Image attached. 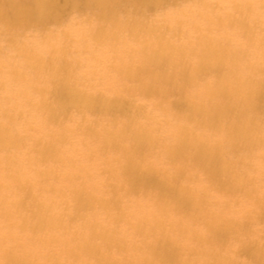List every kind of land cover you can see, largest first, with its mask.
<instances>
[{
	"label": "bare ground",
	"instance_id": "1",
	"mask_svg": "<svg viewBox=\"0 0 264 264\" xmlns=\"http://www.w3.org/2000/svg\"><path fill=\"white\" fill-rule=\"evenodd\" d=\"M64 1L66 3L62 2L60 11L75 13L74 18L54 16L51 19L53 24L40 26L30 14L22 17V4H18L10 18L1 15L5 21L0 19V75L5 78L0 80V91L7 89L19 96L18 99L0 95V187L1 180L7 179L14 190L10 193L0 191V225L7 223L5 232L0 234L3 242L0 244V264H34L31 251L38 259L37 264H109L113 260L117 261L116 264L234 263L230 250L233 241L228 236L230 226L232 230L234 226L226 223L222 212L230 202H216L220 199L213 198L207 190H198L196 182L191 186L177 184L176 181L197 179L196 172L193 176H186L184 172L191 168L190 164L202 166L211 184L226 191L224 196L236 191L248 193L263 184L253 181L248 173H242L246 168H252L254 158L264 168V130L260 129L262 119L257 107L258 101L264 97V76L256 74V70L264 66L259 61L255 62L256 56L264 57V49L257 45L248 48L260 35L244 30L242 18V13L245 15L247 12L261 11L264 14L263 6L252 0H228L217 13H211L209 9L202 15L206 23L203 29L194 22L188 23V28L180 27L186 23L180 16L195 14L205 4L204 0H183L185 9L174 7V12L161 9L150 16L135 12L131 0H94L89 7L79 0ZM149 1L145 0V7L150 10ZM167 1L178 3L181 0ZM225 12L228 13L226 18H222ZM254 14L258 15L257 12ZM104 19L113 23L106 26L102 23ZM20 22L21 27L6 37L11 44H6L3 38L5 29L9 30V26L14 27ZM214 22L221 24V30L211 35L210 25ZM75 23L85 24L81 36V25L72 27ZM233 24L236 28L230 29ZM141 32L143 36L146 34L144 40L140 39ZM174 34L186 42L176 46ZM150 36L154 37L150 39ZM256 48L262 53L257 54ZM216 55H221L222 59L218 61L228 63V67L223 68L216 61ZM171 56L175 58L170 64L168 59ZM140 60L154 66H162L164 60L167 63L162 67L148 65L145 74L139 75L137 62ZM97 67L113 72L110 77L101 73L100 78L105 79V84L116 83L118 79L130 81L139 92L153 95H158L157 84L169 86L166 94L173 88L191 92L192 109L189 114L174 112L167 103H151V109L156 110L157 106L161 109L163 124L169 128L170 139L159 143L162 137H167L159 134V130L151 133V122L143 120L146 116L140 119L127 108L125 99L123 106L115 98H95L75 91L74 95L93 110L105 104L110 115L116 110L119 112V121L115 116L100 130H95L91 124L87 130H90L88 134L92 138L102 143L96 154L102 156L101 163L106 165L102 170L111 172L120 195L104 188L108 185L106 179L94 178L95 166L87 168L86 160L92 153L90 156L93 157L94 152L82 153L84 157L78 163L66 166L62 173L52 166V162L59 161L62 151L69 157L73 156L67 148L61 147L66 136L46 142L43 138L47 139L53 132L47 131L37 137L21 134L29 127V118L37 110L48 111L39 122L41 127L47 120H56L55 113L46 108L44 100H33L31 93L44 91L47 83L57 78L58 72L65 71L69 77L80 81L82 78L77 77L76 72L93 74ZM84 76L93 86V77ZM43 82L46 83L44 88ZM98 118L101 117L97 116L94 124L98 123ZM183 119L191 122L186 124ZM195 127L212 134L222 132V135L211 138L196 132ZM239 137L245 138V153L241 155L236 153L238 144L234 143ZM107 138L118 143H107ZM157 143L164 148L148 150L149 146L154 147ZM260 145H263L261 150L256 152L255 148ZM82 146L88 145L82 143ZM19 148H22L20 156L16 153ZM30 150L35 154L29 155ZM111 151L116 153L110 155ZM161 156L172 164L170 173L163 176L157 174L153 164ZM48 158L52 160L45 168L46 178L62 177L70 181L71 177H83L82 185L68 189L69 202L64 197L59 205L52 203L48 196L39 201L38 193L30 194L32 185L27 170L35 161L42 162ZM226 172L230 177L218 179L219 183L217 176ZM25 184L28 186H25L26 191L23 188ZM45 184L47 190L59 196L65 193L64 189ZM198 192L203 194L201 198ZM11 193L14 194L9 196ZM110 200L125 208L132 205L130 214L106 211ZM147 200L148 204L144 205ZM42 201L45 204L41 207ZM25 208H31L32 212L26 214L23 212ZM50 209L52 211L49 212ZM101 213L113 222H126L127 226L119 233L124 237L115 233L116 227L108 229L96 221V215ZM44 214H49V222L42 220ZM128 215L132 218L130 222L126 220ZM243 216L246 219L255 217L264 225V212L258 208L245 210ZM76 218L81 221L75 223ZM195 220L208 230L202 238L204 245L186 244L179 253L177 243H189L197 237L196 230L192 229ZM49 226H58L62 232L46 236L36 234ZM14 230H25L26 244L31 251L19 254L22 241ZM258 231L261 232L259 226L256 230L249 227L236 230L241 236L253 234L264 238ZM51 245L58 248L57 252L47 250ZM130 246L136 248L130 250ZM240 247L242 252L248 251L250 261L246 264H264V243L261 253L255 255H251L248 246Z\"/></svg>",
	"mask_w": 264,
	"mask_h": 264
},
{
	"label": "rangeland",
	"instance_id": "2",
	"mask_svg": "<svg viewBox=\"0 0 264 264\" xmlns=\"http://www.w3.org/2000/svg\"><path fill=\"white\" fill-rule=\"evenodd\" d=\"M81 4L87 3V6L89 7L92 4V1L94 0H79ZM132 1V6L134 7V11L137 13H141V15L144 16H150L154 13V11H160L161 9L170 10V11H176L174 7H181L183 9L186 8L185 1L181 0L178 3H173L167 0H150L148 2V5L150 7V10L145 7L146 2L145 0H131ZM205 4H202L200 8H198L197 12L195 14H188L186 13V17H182L183 20H185V24H181L180 27H187L188 23H195L198 24L201 28L205 29L206 28V23L202 18V15L205 13L209 12V9L212 10L211 13H217V10H220L222 6L227 5L228 0H204ZM259 2L264 9V0H252ZM62 2L66 3L64 0H0V19L2 21H5L3 17L6 19L10 18L11 14L13 13L15 6L18 4H22V9H21V16L24 17L26 13L32 15L38 20V25L40 26H46L49 24H53L51 22V19L54 16H58L59 18H67V17H73L74 14L72 15L67 13L66 11H60L62 9ZM95 8V7H91ZM230 8V7H229ZM90 9V8H89ZM96 11V10H93ZM20 12V11H19ZM257 12L258 15H255L254 13ZM228 13H224L221 17L226 18V15ZM1 15L3 17H1ZM242 18H243V28L247 32L251 34H257L260 35V38L255 39L251 42V44L248 46V48H252L253 46L256 47V45L259 47V49H264V14L261 11H254V12H247V14L243 15L242 13ZM106 26L111 25L113 22L109 19H104L102 21ZM21 22L17 23L14 27L9 26V30L5 29V35L3 36L4 39H6L7 35L10 33H14L17 29L21 27ZM58 26L57 24H54ZM81 25L79 28V36H81V33L83 32V29L85 27L84 23H75L73 24L72 27ZM1 27V25H0ZM188 28V27H187ZM215 28H218V30H215ZM236 28V25H231L230 29ZM229 29V28H227ZM229 29V30H230ZM210 30L209 33L211 35H216V33L221 30V24L214 22L212 25H210ZM190 33H193L191 29H189ZM74 36H77L76 33H73ZM146 36V34H145ZM145 36H143V33H140V39L144 40ZM154 36H150V39ZM137 39H139V36H136ZM174 44L177 46L179 43L183 42L185 43L186 40L184 38H179V36H176L175 34L173 35ZM240 40H243V36L239 37ZM6 44H11L7 39L4 41ZM139 44V43H136ZM256 53L261 54L262 51L258 50L256 48ZM174 56H171L168 59V63H173L174 61ZM216 61L221 60L222 56L221 55H216ZM257 61L255 62H260L264 66V57L261 56H256ZM142 60L137 62V66L139 68L138 73L139 75H144L145 71L148 68V65L151 67H162L167 61L164 60L162 66H154L151 64H143L141 63ZM223 68L228 67V63L226 62H220ZM231 67V66H230ZM105 73L107 77H110L113 75V72L110 70H105L102 67H97L95 68V72L91 74L90 72L87 71H81L83 75H91L93 79L95 80V83L93 86H91V81L87 77H83V75L79 74L78 72L75 73L77 77H81L82 80L78 81L75 78L69 77L65 71H61L57 73V78L54 79L52 82L47 83V88L42 91L41 93L39 92H34L31 93V97L33 100H44L45 106L47 109H51L55 115H56V120L58 122H55L56 120L52 121H46V125L41 127L40 126V120L43 119V116L48 113V111L45 110H37L30 118H29V127L21 132V134H28L34 137H37L47 131L53 132L51 136H49L47 139L45 137L43 138L46 140V142H53V139L59 138L60 136L64 135L66 136V142L61 145V147L67 148L69 151L70 155H73L72 157L67 156L66 153L62 151V156L60 154L59 161L52 162V166L59 172L63 173V170L65 169L66 166H71L72 164L78 163V160L80 158H83L84 152H94L95 155L92 157L89 155L87 168H92L95 166L92 173H94V178H104L107 180V184L104 188H109V190H114L117 195H120V190H118L116 186V180L112 178L111 172L110 171H104L102 170L105 166L101 163V158L102 156L100 154H96V149H98V146H101L102 143L100 141H97L96 139L92 138L88 133L90 130H87V127L91 124V126L95 130H100L102 125L109 121L110 119L115 118L116 116V121H119L120 115L118 110L115 111L113 115H110L109 112L106 111V106L105 104L98 105L94 110L91 109L89 106L84 104L79 96H75L74 93L75 91H81L84 94L92 95L95 98H115L118 100L120 104L124 106V99L125 102H127V108L131 109L135 115L140 117H144L143 120H148L151 122L150 126H152V129L150 130L151 133H156L157 130H159V134H164L167 138L164 139L163 137L160 139L159 143L162 141H168L170 139L169 137V128L166 123L163 124V115L159 111L161 109L157 106L156 110L151 109V103L154 101L160 102L162 105L164 103H167L169 108L174 111V112H180L182 114H189L191 108V101H190V95L191 92H186L182 91L179 89H171V91L166 94L165 90L169 87L168 85L162 86L160 84H157V92L158 95H153V94H144L139 92L137 89L134 88V83L133 82H124L123 80L118 79L116 83L113 84H105V79L100 78L101 73ZM256 74L261 77L264 76V67H259L256 70ZM2 75H0V80H4ZM49 79H47L48 81ZM45 81V82H47ZM43 82V88L46 86V83ZM48 89V90H47ZM30 91V90H29ZM28 91V92H29ZM264 94V93H263ZM0 95L3 96H8L11 97L13 96L14 98H18L19 96H15L12 91H9L7 89L0 91ZM80 95V94H79ZM238 99H241V96L238 97ZM41 100V102H42ZM236 101V99H235ZM258 107V114L260 115V129L264 130V97L258 101L257 103ZM97 116H100L101 118L97 119L96 124H94V119L97 118ZM109 118V119H108ZM183 122L188 124L191 122V120H186L183 119ZM218 123V122H217ZM162 124V125H161ZM27 127V126H25ZM93 129V130H94ZM194 130L196 132H200L205 135H209L211 138H220L222 135V132H217L215 134H212L210 131H204L203 128L195 127ZM258 133V132H257ZM25 138V137H24ZM108 139V138H107ZM22 141L24 139L22 138ZM107 143H118L117 141L108 139L106 141ZM245 142L244 137H239L236 140H234L235 145L238 144V148L236 150V153L238 155L244 154L245 150L243 147V144ZM23 142L20 141V144ZM82 143H86L88 146L83 147ZM155 144L154 147L148 148V150H162L163 145L161 144ZM24 146V145H23ZM74 146V147H72ZM263 145H260L255 148L256 152H259L261 150V147ZM109 148V150H111ZM22 148H19L18 151L16 152L19 156L21 155ZM75 151V152H74ZM114 151V150H113ZM111 151L110 155H112L113 152ZM35 151L30 150L29 155H34ZM57 159V160H58ZM52 158H48L46 161H35L31 165V169L27 170L28 174V180L31 182L30 184L32 185L30 187V194H37L38 193V199L43 200L42 197L48 196L50 197L49 199H52V203L56 204H61V201L66 198L67 202L70 200V192H68V189L72 188L74 185H82L83 183V177L79 176L78 178H70V181L68 179H64L62 177H52L46 178L45 174H47L45 171V168L49 166L50 161ZM252 168L248 170L247 168L242 172V173H248L253 181H258L263 184L258 186L256 189L251 190L248 193L244 192H233L229 196H224L226 191L222 190L223 188H217L213 184H211L210 180L207 178V173L205 172L204 168L202 166H197L193 167L192 165L189 164L191 167L189 170H184L186 176H193L196 172L195 178H197L195 181H185L184 179L177 180V184H188L193 186V182H196L199 187H196L198 190H207L208 194L211 195L213 198H216L217 200L220 199V201H216L218 203H221L223 200H228L230 203L225 209H222V212L224 214L225 221L228 225L232 224L234 226V230H232L230 226V231H229V238L233 241L230 250L231 254L234 256L235 262L232 264H246L250 261V257L248 256L247 252H242L240 245H246L250 249L251 255L255 254H260L261 253V248H262V243H264V238H258L254 236L253 234H249L248 236H241L236 232V230H242L244 227H249L252 229H258V226L261 228V232L264 235V225L259 222V220L255 217H250L248 219L244 218L243 212L245 210H252L253 208H258L260 211L264 212V168L263 165H261L258 162L257 158H254L253 161L251 162ZM155 166V171L157 174L160 176L167 175L171 171V166L168 159H165L164 157L161 156L159 159H155L153 162ZM7 173V172H6ZM61 173V174H62ZM230 177V173H221L217 176L216 180H226L227 178ZM47 183L52 186H57L61 189H64V194H55V192H51L47 190L46 184H41V183ZM219 182V181H218ZM221 183V182H219ZM20 184V183H19ZM38 184L39 185V190H38ZM4 186H7L8 188H4ZM17 185L13 186V188H16ZM25 185H23V188L25 189ZM28 188V186H26ZM37 190V191H36ZM1 193H10L14 191L10 187L9 180L7 179H2L1 180V187H0ZM26 191V189H25ZM199 193V192H198ZM197 193V194H198ZM14 193L9 194V196H12ZM200 198L203 196V194H198ZM40 197V198H39ZM65 197V198H64ZM98 197V196H97ZM221 197V198H220ZM138 199V198H137ZM253 199L258 200V202H255ZM46 200V197L44 198ZM108 202L106 204L105 210L109 212H119L123 211L124 213H129L130 210H132V205L128 204V207H121L118 204H114L116 201ZM118 203V202H116ZM142 203V202H141ZM41 207L43 204H45V201H42L40 203ZM121 204V203H120ZM148 204V200L144 202V205ZM118 205V206H117ZM96 208H93V210ZM97 210V209H96ZM22 210H20L21 212ZM52 211V209L49 210V212ZM26 214H29L32 212L31 208H25L23 210ZM50 216L49 214H44L42 216V220L44 222H49L50 221ZM96 221L100 222L104 227L110 229L112 227H116L117 229L115 230V233L120 235L119 233L124 230V228L127 226L126 222L124 221H117L113 222L110 220V218L105 214H97L95 217ZM127 222H130L132 218L128 215L126 217ZM81 221L78 220L77 218L75 219V223ZM3 220L1 221V223ZM0 234L5 232V227H7V223L4 225H0ZM192 229L196 230L197 237L190 241L189 243L183 242L182 244L177 243V251L179 253L182 252L184 246L186 244L189 245H204V242L202 238L205 236L206 232L208 230L206 227L199 221L195 220V222L192 223ZM15 231V230H14ZM19 237V241H22L21 249L19 251V254H22L25 250L31 251L26 244V238H25V230L20 231L17 230L15 231ZM62 230L58 226H49L45 231L43 232H37V235H50V234H57L61 233ZM121 236V235H120ZM124 237V236H121ZM223 238V237H222ZM221 238V239H222ZM2 238L0 236V244H2ZM136 246H130V250H134ZM52 252H57L58 248L51 245L49 249ZM32 255L31 258L34 260V264H37L35 257V254L31 251ZM55 259V257H53ZM152 259H154V256H151ZM115 261V262H114ZM155 261V260H154ZM153 261V262H154ZM40 262V261H39ZM117 261L113 260L109 264H116Z\"/></svg>",
	"mask_w": 264,
	"mask_h": 264
}]
</instances>
